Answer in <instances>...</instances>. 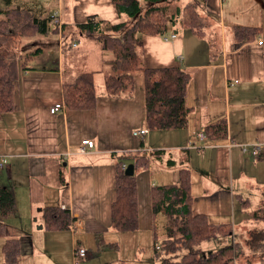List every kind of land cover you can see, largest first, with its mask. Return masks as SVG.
<instances>
[{"label": "crops", "instance_id": "obj_1", "mask_svg": "<svg viewBox=\"0 0 264 264\" xmlns=\"http://www.w3.org/2000/svg\"><path fill=\"white\" fill-rule=\"evenodd\" d=\"M4 1L2 10L10 6L35 12L41 9L48 14L43 17L58 13V24L52 23L51 28L57 29L61 39L57 45L47 44L49 50L31 43V52L38 48L40 52L20 62L23 68L14 88V106L0 116V156H6L0 185L12 190L16 199L14 211L3 219L7 232L0 234V264H72V249L86 248L85 242L93 238L98 251L88 252L80 264H98L94 258L103 252L106 258L99 264H128L127 260L163 264L155 250L159 248V213L153 212L151 191L157 185L179 183L183 168L191 171L192 212L233 229L231 236L203 241L198 246L202 252L209 254L234 242L241 245L251 230L264 231V221L253 219V213L264 207V152L255 157L239 148L241 143L264 142L263 37L237 42L232 31L235 24L226 29L221 17L207 6L199 8V13L219 19L218 43L184 28L182 16L175 21L171 18L164 35H144L138 50L146 69L176 66L190 74L185 99L192 110L182 129L148 131L144 137H135V129L146 127L144 74L135 73L132 91L109 94L105 75L111 72L113 55L101 43L98 50L90 45L81 57L75 55L73 68L66 65L63 53L78 46L79 35L87 36L78 25L89 16L103 20L102 27L126 23L128 16L119 13L112 0H51L47 6H39L36 0ZM169 3L171 0H141L144 9ZM184 29L190 33H180ZM109 30L104 28L114 34ZM172 34L176 37L164 38ZM68 36L78 44L69 41L64 45ZM259 39L262 44L257 43ZM45 51L46 59L42 58ZM85 71L95 72L96 105L92 109L68 108L64 87ZM61 102L64 107L52 113L51 107ZM215 124H225L224 137L208 138L197 143V148L190 146L199 132ZM85 139L93 141L94 148L81 154ZM231 142L235 144L231 146ZM152 150L163 151L156 155ZM136 151L145 152L149 164L136 172L139 227L123 233L112 221L117 163L119 156ZM235 197L241 204L237 205ZM47 207L67 210L70 228L48 226ZM77 218L82 224L73 227ZM166 219L164 237L168 215ZM8 240L16 241L13 263L4 253ZM151 240L159 260L156 263ZM253 251L248 252L247 260L240 263L236 259L235 264H264V248Z\"/></svg>", "mask_w": 264, "mask_h": 264}, {"label": "trees", "instance_id": "obj_2", "mask_svg": "<svg viewBox=\"0 0 264 264\" xmlns=\"http://www.w3.org/2000/svg\"><path fill=\"white\" fill-rule=\"evenodd\" d=\"M159 3L165 0H147ZM208 0H193L190 7L193 11L181 19L184 28L203 36L201 29L205 20L199 15V8H206ZM119 13L126 14L130 21L105 25L114 34L104 31L103 20L89 16L78 26L80 32L99 36L102 49L113 55L111 72L105 75V87L109 94H121L132 91L135 87V73L144 72L145 121L149 131L182 129L188 123L191 107L186 104V88L190 74L181 67L165 66L147 68L137 48L143 43L144 35L162 34L167 32L169 21H175L179 16V8L169 15L168 4L152 5L144 9L141 0H112ZM0 116L11 111L14 106V91L20 78L22 63L18 61L19 53L7 49L9 39L14 36L13 26L18 22V16L28 20L29 26L38 33L50 32L54 17H43L41 9L8 8L0 9ZM175 15V16H174ZM204 20V21H203ZM58 24V22H55ZM256 29V31L252 30ZM28 30L26 25L23 33ZM250 30L256 34L260 27H235V36L243 39ZM117 33V34H115ZM97 34V35H96ZM40 52V48L27 53L30 59ZM94 71L82 72L73 82L64 87L66 106L71 109H92L96 105V89ZM208 138L218 139L226 134L225 124H215L204 131ZM163 150H152L151 154H160ZM129 164L135 167L134 175H126L122 167ZM128 164V165H129ZM149 159L145 152L136 151L118 157L116 172V198L112 204L113 226L118 230L134 231L139 227L138 195L136 171L148 167ZM170 165L171 162H170ZM191 171L183 168L177 184L157 185L152 188L151 202L154 214L164 213L169 216L165 226V237L155 247L157 255L163 264H234L242 252L240 244L230 243L215 251L202 252L198 246L203 241L227 237L233 234L229 224H214L207 215L192 212ZM16 206L12 190L0 185V234H5L3 219L10 215ZM46 224L51 228L69 229L71 216L67 210L60 207H47ZM253 219L264 221V207L253 213ZM248 243L252 249L264 248V231L254 229L249 232ZM6 259L15 262L17 248L15 240H8L5 246Z\"/></svg>", "mask_w": 264, "mask_h": 264}, {"label": "rangeland", "instance_id": "obj_3", "mask_svg": "<svg viewBox=\"0 0 264 264\" xmlns=\"http://www.w3.org/2000/svg\"><path fill=\"white\" fill-rule=\"evenodd\" d=\"M142 2H144V0H142ZM193 0H171V3H169V7H170V11H169V15L168 18H170V14L175 13L176 8H179V17L182 16V18H185V16L189 15L193 9L190 7V3H192ZM36 3L39 4V6H42L43 4L45 6L46 3L50 4L52 3V1L50 0L45 1V0H36ZM19 5H23V4H19ZM0 7H6L5 1L4 0H0ZM11 8H16L13 6H10ZM32 7V6H29ZM207 8L209 12H214L215 14L217 13L219 16V19L221 17V24L224 23L227 28L228 27H232L233 24H235V26H233L232 31L235 34V27L236 25H253V26H261V31L257 32L256 34H252L254 31H256V29H252L250 30L248 36H246L245 39H247L246 41L252 42V41H256V37H263L264 38V0H209V2L207 1ZM203 9V8H202ZM201 11V9H199ZM198 11V13L200 12ZM202 13H199V15L201 16ZM43 15H48V14H44ZM175 16V15H174ZM206 16V17H204ZM202 18H204V22H205V26H203L204 28L201 29V33L204 37H207L208 39H210V41H215V42H219L220 41V35H219V19H217V17L215 16H210V15H204ZM3 15H0V18H2ZM54 17V15H53ZM217 20H216V19ZM18 22L15 24V26H13L14 30H15V34L13 37H11L9 40V44L7 45V49H10L12 51H17L19 53V57H18V61L22 62L26 56L27 53L31 52L34 49H30L31 47V43H33L35 41L36 45L37 44H41L46 46L47 44H55L57 45L59 40L61 39V34L56 32L57 29L52 28L50 30V32L48 31L46 34H42V33H38L34 30L33 27L27 25L28 20L27 19H23L21 17V15L18 16ZM54 22L56 21V17L53 18ZM26 25V28L28 30H26L23 35L22 33V28L23 26ZM169 26H171L169 24ZM186 29L181 30L180 33H183ZM186 32H189L188 30H186ZM97 35V34H96ZM243 38V39H244ZM81 40V42L78 44V40ZM77 39H72L70 36H68L67 40L64 39V45L72 42V41H76L78 44V48H68L65 49L63 52L65 54V63L67 66H70L71 68L74 67L73 65V60H74V56L81 54L80 57L82 56V52L84 53V50H87L88 48H90V45L93 46V48L95 50H98V43H100V38L99 36H92V35H87V36H78ZM241 40V39H240ZM239 38L237 40V42L240 41ZM70 41V42H69ZM258 44H262L263 40H258L257 42ZM61 45V43H60ZM40 46V47H41ZM43 46V47H44ZM49 46V45H48ZM46 46L49 50V47ZM34 48H36V46H34ZM65 48V47H63ZM138 49V48H137ZM67 53V54H66ZM86 54V53H85ZM47 53L45 51L44 55L42 56V58H47ZM144 74V72H142ZM94 82H95V76H94ZM136 82V80H135ZM197 148V147H195ZM244 154V153H243ZM129 164V163H128ZM141 170L138 169L136 172L137 174L140 172ZM237 205L241 204V200L237 197H235ZM167 215L164 213H159V217H158V228L156 230L157 236H158V240L161 242L164 239V231L162 228V225L166 222ZM125 230H122L121 232L124 233ZM108 237H111L110 235H108ZM91 238V237H89ZM248 238L249 235L244 238L243 243H241L240 247H241V254L239 256H237V262H244L245 260H247L249 257H247L248 252L253 251L252 247L249 245L248 243ZM85 244L87 245V247L85 248V246L83 247L87 253L88 252H92V251H98L97 250V246H96V240L95 238L92 239L91 242H89V240L87 242H85ZM151 247H152V257L153 260L156 262H159V260H157V258H155V254H154V246H153V242L151 240ZM87 256V254H86ZM85 256V257H86ZM84 257V258H85ZM251 257L253 258V260L255 259L254 255H251ZM82 258V259H84ZM106 258V253L103 252L100 255H98L97 257L94 258V260L99 264L103 259ZM82 259L80 260V263L82 262ZM74 262V255L73 258H71V263L73 264ZM126 263L128 264H149L148 260H142V262L139 261H135L134 263L131 262L130 260H127ZM235 264V263H234Z\"/></svg>", "mask_w": 264, "mask_h": 264}, {"label": "built area", "instance_id": "obj_4", "mask_svg": "<svg viewBox=\"0 0 264 264\" xmlns=\"http://www.w3.org/2000/svg\"><path fill=\"white\" fill-rule=\"evenodd\" d=\"M58 16V13H55L54 14V17H57ZM58 22V20H56ZM176 37V34H172L171 36L169 35H166L164 36V38L166 40L170 39V38H175ZM74 46L77 45V43H74L73 44ZM235 82H238L237 80ZM64 107V104L61 102V103H57L55 104L54 106L51 107L50 111L52 113H55L57 111H59L61 108ZM148 128L147 127H144V128H139V129H135L132 134L135 136V137H144L147 133H148ZM197 140L195 142H192L190 144L191 147H195L197 146L199 142H202L206 139H208L207 135L205 132H199L197 135ZM235 143L234 142H231L230 145H234ZM240 145V149L243 153L245 154H250L252 156H255V157H259L262 155V153L264 152V142H255V143H241L239 144ZM94 148V142L89 140V139H85L82 141V145L80 146L79 148V151L82 153H86L87 151L91 150ZM5 159H6V156H0V169L4 166V162H5ZM122 167H124V169L127 168L126 164H124ZM63 208L65 209V206H63ZM73 224V227H76V226H81L82 222L81 220H79L78 218L73 220L72 222ZM158 244V243H157ZM73 250V255H74V262L73 264H80V260L82 258H84L87 254V251L83 248V247H75Z\"/></svg>", "mask_w": 264, "mask_h": 264}, {"label": "water", "instance_id": "obj_5", "mask_svg": "<svg viewBox=\"0 0 264 264\" xmlns=\"http://www.w3.org/2000/svg\"><path fill=\"white\" fill-rule=\"evenodd\" d=\"M128 167L126 168V175H128V176H132V175H134V171H135V167H134V165L133 164H129V165H127Z\"/></svg>", "mask_w": 264, "mask_h": 264}]
</instances>
